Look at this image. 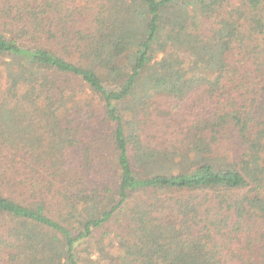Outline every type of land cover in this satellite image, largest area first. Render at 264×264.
<instances>
[{
    "label": "trees",
    "instance_id": "obj_1",
    "mask_svg": "<svg viewBox=\"0 0 264 264\" xmlns=\"http://www.w3.org/2000/svg\"><path fill=\"white\" fill-rule=\"evenodd\" d=\"M0 264H264V0H0Z\"/></svg>",
    "mask_w": 264,
    "mask_h": 264
},
{
    "label": "rangeland",
    "instance_id": "obj_2",
    "mask_svg": "<svg viewBox=\"0 0 264 264\" xmlns=\"http://www.w3.org/2000/svg\"><path fill=\"white\" fill-rule=\"evenodd\" d=\"M211 21H212V19H210V21H208L206 24H205V27L206 28H209L210 27V25H211ZM71 86L72 87H74L76 90H78V91H80V86H79V83H77V82H71ZM84 92H83V94H81V96H84V97H93L92 96V93H91V91L89 90V89H87V88H84ZM160 108L159 109H162L163 108V106H159ZM156 114V113H155Z\"/></svg>",
    "mask_w": 264,
    "mask_h": 264
}]
</instances>
